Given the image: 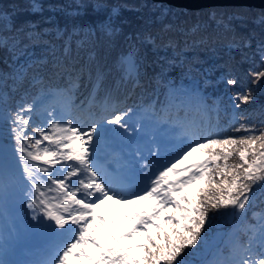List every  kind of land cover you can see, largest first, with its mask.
<instances>
[{
  "label": "snow or ice",
  "instance_id": "obj_1",
  "mask_svg": "<svg viewBox=\"0 0 264 264\" xmlns=\"http://www.w3.org/2000/svg\"><path fill=\"white\" fill-rule=\"evenodd\" d=\"M77 6L84 7L79 3V0H77ZM104 7L103 4L94 5L96 9ZM39 8L40 5L33 3L34 10H39ZM217 23L219 25L224 21L221 20ZM105 30L109 35L115 31L110 26H106ZM49 31V29L37 30V25L29 23L8 35L0 34V46L7 48L12 53L13 59L18 56L25 57V62L20 66L17 75H22L26 70L38 72L46 69V66H50L47 70L52 76H71L77 71L76 65L79 63L81 50L87 51L92 38L95 37L94 29H89L87 32L73 29L65 37L64 32L66 30L57 28L55 29V39L62 40V44L57 45L51 38L46 39ZM145 39L147 42L155 44V37L149 35ZM73 43L76 46L75 54L72 48ZM207 43L208 37L192 39L190 44L186 38L185 49ZM244 46H247L246 43ZM156 47L164 52H167L169 48L172 49L171 57L167 55L159 57V61H163V63L159 65L160 72L157 76L159 79H166L168 69L184 64L185 49L178 51L176 42L171 38L166 43ZM228 47L240 48L241 45L229 44ZM38 48L41 51L40 55H37L36 50ZM257 51L260 53V59L264 61V44L258 45ZM126 59L129 60L131 69L137 67L131 62V54ZM84 67L85 65H82L79 71H83ZM252 76L254 77L253 83H259L264 79V70L253 72ZM227 84L235 86L237 80L227 79ZM233 99L237 101L235 107L240 108L241 104L248 103L252 96L250 93L237 92ZM130 111L131 109H129ZM127 114L115 115L112 119L107 120L105 118L97 119L86 127L74 123L71 118L64 119L62 117L60 119L63 124L67 125L66 127L53 125L59 128L61 135L56 143L62 144L66 149L64 155L67 160L78 161L79 164L75 167L83 166L91 174L92 178L89 182L85 183L83 179H79L78 183L83 185L86 190H94V192L87 191V200L83 195L80 199L72 197L76 204L81 205L79 214L71 215V224L81 225L78 229L80 235L79 240L72 243L69 250L63 252L61 264H64L69 255L74 254L71 249H75L78 243L91 242L94 247H99L97 238L86 236V234L88 230L94 228L96 221L101 224L104 223L103 217L96 212L99 203H102L104 198L109 197L110 193L112 195L117 193L109 186L105 175L100 174L98 176L95 165H92V158L97 154L98 142L105 138L107 132L114 131L113 129H106L105 123L118 124L120 128L128 131V123L123 120V116H127ZM54 118L51 112L47 113L45 117L46 120ZM241 129L250 134L240 137L210 138L205 144L200 145L201 148L209 151V159L183 169L182 173H177L180 175L179 179L169 183L167 180L168 173L174 172L175 169L166 168L151 181L152 186L144 194H136V198L133 200L121 197L125 204L138 206L141 201H150L151 203L146 210L129 211L126 214L132 226L114 239L117 243L124 239H134L137 236L143 239L142 242L137 241L130 247L124 248L122 253L118 254L116 249L107 251L105 256L108 257L110 264H140L141 261L143 264H189V261L185 259L189 253L185 250L198 244V238L201 237L209 211L228 206H232L237 213L243 214L247 211L246 204L250 202L253 185L257 180H264V127L257 129L254 125L241 123L240 127L234 131L240 132ZM45 138L47 139V137ZM39 142L37 140V143ZM77 142L79 147L75 146ZM233 152H238L241 163L230 168L228 159ZM250 153L254 159L250 160ZM52 155L59 159L56 152H53ZM34 159H39V157H34ZM220 161H223L222 165L218 163ZM214 173L221 177L219 181L213 178ZM74 174V172H69V176ZM228 177H231L230 181ZM10 178L7 172L0 169V187H3ZM59 184L61 187L64 186L63 179L59 180ZM75 186L76 182H73V187ZM225 190H227V197H225ZM215 192H218L219 195H215ZM48 215L55 220V224L60 229H64L68 224V220L63 216L52 215L51 213ZM81 222L83 223L81 224ZM165 225L169 226L171 230L168 231ZM153 229H155L156 235L150 234ZM260 238L264 241V228L261 229ZM161 239H163V243H161ZM136 249L139 250L140 254L133 257L132 253ZM78 255L87 256L88 259H91V256L83 251ZM103 259L102 256L101 261ZM0 264L3 262L0 261ZM230 264H264V258H253L251 247L242 246Z\"/></svg>",
  "mask_w": 264,
  "mask_h": 264
},
{
  "label": "trees",
  "instance_id": "obj_2",
  "mask_svg": "<svg viewBox=\"0 0 264 264\" xmlns=\"http://www.w3.org/2000/svg\"><path fill=\"white\" fill-rule=\"evenodd\" d=\"M33 3L40 5L39 10L33 9ZM79 3L84 7H78L77 0H0V34L8 35L33 23L37 25V30L49 29L46 39L51 38L55 43L56 24L60 25L62 30H66L65 37L73 29L87 32L89 29L95 30L96 28L97 33L95 32L91 45L87 51L81 50L77 65L82 64L85 59H91L96 51V46H99L107 56L117 54L120 50L132 52L137 60L141 59L144 63L145 61L148 63L149 69L153 71L152 74L160 72L159 65L163 61H159V57L172 56L171 48L164 52L158 50L157 45L164 44L171 38L176 42L179 51L185 49L186 38L190 44L192 39L208 37L207 44L185 49L184 64L168 69L167 74L173 75L191 70L194 71V76L197 79L202 80H205V75L210 72L220 79L238 78L237 86L240 92L242 94L250 93L252 99L246 104L242 103L240 108H236L237 101L233 99L234 96L232 98L227 95L223 97L225 111L234 109L236 116L222 138L240 137L248 134L249 132L243 129L240 131L242 133L236 132L234 129L239 128L241 123H247L250 120L254 124L264 127V79L261 80L262 82L253 83L254 77L253 80H249L248 76L252 75V69L264 70V61L260 59V53L257 51V46L264 44V10L228 7L190 12L157 4L150 0H79ZM96 4H103L105 7L96 9L94 8ZM221 20L224 23L218 25L217 22ZM106 26H110L115 31L109 35L105 30ZM193 33L194 37L188 35ZM149 35L156 38L155 44L146 41L145 38ZM60 41L62 43V40ZM245 43L247 46H244ZM229 44H239L241 47L229 48ZM75 47L73 43L74 54ZM36 51L39 55L40 49L38 48ZM116 58L120 60L122 57L117 55ZM24 62V56L13 59L12 53L7 48L0 46V103L3 104V107H0V147L6 155H9L6 149L14 146L11 143H19L13 138L14 135L9 132L8 128L15 126L13 132H16L19 104H23L29 98L27 94L23 93V87L29 77L32 76L34 79L38 77L37 74L45 71V69L38 72L26 70L22 75H17ZM48 68L49 66H46V69ZM171 77L169 79L172 80V83H176L174 80L182 79L180 76L179 79H176L175 76ZM202 80H199L201 86L205 83ZM194 83L197 84L195 80ZM221 85L219 84V87ZM211 87L213 88L210 86L209 89ZM227 88V91L233 95L237 93L233 87L227 86ZM10 135L12 136L10 137ZM230 159L231 167H234L238 161L237 155ZM219 163L222 165L223 161ZM214 179L219 181L221 178L215 175ZM228 179L230 181L231 177ZM215 195H217L216 192ZM248 206L249 204H246V208ZM251 211L264 213V196L252 203ZM251 211L241 229L236 225L244 213H240L241 215L238 216V213L234 212L233 223L230 229L223 234L221 243H219L224 250H229L230 253L227 257L225 256L214 263H212V258L205 260L209 257L204 256L209 252V244H211L209 241L202 247V253L197 257V264H230L241 247L249 242L248 232L251 231L250 227L256 224L253 222L255 217ZM222 212L227 213L228 216L231 209L229 206L222 207ZM243 236L247 240L237 242ZM259 239L260 235L256 237V241ZM215 242H217L216 238L213 243Z\"/></svg>",
  "mask_w": 264,
  "mask_h": 264
},
{
  "label": "rangeland",
  "instance_id": "obj_3",
  "mask_svg": "<svg viewBox=\"0 0 264 264\" xmlns=\"http://www.w3.org/2000/svg\"><path fill=\"white\" fill-rule=\"evenodd\" d=\"M127 57H129V53H127L126 56L124 58H122V62L124 64V69H125L124 71H125V73H129V71L133 70V69L130 68L129 60L126 59ZM131 62L134 63L132 57H131ZM263 69H264V64H263ZM254 71L256 72V69H252V72H254ZM248 76H249V80H253V76L252 75L249 74ZM227 79H231V78L229 77ZM233 79H236L237 80L238 78H233ZM221 83H222V85H221ZM219 84L221 85L222 89L225 91V92L222 93V96L223 97L225 95H227L228 97H231V98L234 96L232 93H230L229 91H227V89H228L227 86H231V87H233L235 89L236 92H240V89H239V87L237 85H235V86L228 85L227 84V80L222 79V80L219 81ZM210 99H212V101L207 100V97H206V102H205V101L199 100L197 98V100L201 104L198 105V107L200 109H198L196 111V114L197 115L194 116V118H202V117H204L205 111L208 110V109L218 110V106H219V103H218L219 102V96L211 95L210 96ZM152 102H154V101L151 100V101H148L147 103L149 104V103H152ZM194 104H195V102H194ZM0 107H3V104L0 103ZM122 112H123V107L121 106L120 107V113L118 115H122L123 114ZM129 117L130 118H133V114H131ZM123 118H124V116H123ZM204 119L205 118H203L202 120H204ZM149 121H150V117L149 116H147L143 120H140L139 122L141 124H139V128H141L143 126V124H148ZM156 122L158 123L157 130H158V132H161L162 137L164 139H169L170 141H172L173 140V137L175 136L176 130H177L176 128H178V126H176V124L173 125V123H170L171 121L170 122H168V121H161V119H159L157 121L156 120H153V121H151L150 124H153L154 125V124H156ZM244 124H246V125H249V124L250 125H254L257 129H259L260 127H262V126H259V125L254 124L251 120L250 121H247V123H244ZM116 126L118 127L117 124H116ZM116 126H114L115 129H116ZM14 127L15 126H12L11 128H8V130H9V132L11 134L14 135L13 137L15 138V133L13 132ZM134 133H136V130H134ZM240 133H242V132H240ZM244 133H246V132H244ZM128 134L131 135L129 137L131 140H133L134 138H136L135 136H132V132L129 131ZM248 134H250V133H248ZM248 134H246V135H248ZM37 140H39L40 142L42 141L40 139V137H38ZM133 143H136L137 144L138 143V140L137 139L133 140ZM216 151H219V149H216ZM235 155H237V157H238L237 163H241V161L239 160L238 152L236 154H235V152H233V154L228 159V166L230 168H231V163H230V160L231 159L230 158H232V156H234V158H235ZM249 158H250V160L251 159H254V157H251V153L249 154ZM197 159H205V160L209 159V151L207 149L201 148L199 150H191L190 152H188V153L184 154L183 156H181L172 165L171 168H174L175 171L174 172H170L171 175L169 177H167V180L169 182L176 180L179 176L174 175V173H176V174L177 173H182L183 169L189 167L190 165L195 164V161L194 160H197ZM187 163H189V166L184 167L185 165H188ZM0 166H4V167L5 166H8V164L6 163V161L3 160L1 157H0ZM10 173H11V177L13 179L16 178L17 175L15 174V172L13 170L10 169ZM36 176H37V173H36ZM214 176H215V173L213 174V178H214ZM36 180L40 184V177H37ZM20 188L23 191L26 190L25 186L21 182H20V185L19 186H13V189H20ZM226 193H227V191H225V197H227ZM2 194L4 196L9 197V198L12 197L10 193L6 192V189H3L2 190ZM216 194H217V196L219 195L218 192H216ZM262 196H264V180H257L255 182V184L253 185V190H252V193H251V199H250V202L248 203L249 206L247 208V211L244 212V214H243L244 216L241 217V218H239V221H237V224H238V225H236L237 228L241 229V226L245 223V221L247 220V216H248L249 212L251 211L252 203L257 202L258 201V198H261ZM229 207L231 209V212H229V215L228 216L226 215L227 213H223L222 212V207H220L218 209L211 210V211L208 212V218L206 219L204 228L202 229L201 237L198 238V244L196 246H192L191 248L185 250L186 252L189 253V255L187 257H185V259L187 261H189V264H197L198 263L197 262L198 261L197 257L199 255H201V253H202V247L206 243H209V241L211 242V244H209V252L206 255H204V256H209V257L206 258L205 260H208V259L212 258V260H213L212 263L218 262L221 258H223L225 256L227 257V255L230 253L228 249L224 250L223 246L220 247V244H219V243H221V238L223 237V234L230 229V226L233 223L232 220L234 219V216H235V214H234V212H235L234 211V208L232 206H229ZM141 208L144 209L143 206ZM218 213H220V214H218ZM177 214H179V213H177ZM251 214H253V216L255 217V219H254L253 222H256V224H254L250 228L251 229H254V226L255 225L258 228H261L258 222H259V220L260 221H264V217H263L264 216V213H262V212L257 213V212L251 211ZM239 215H241V214L238 213V216ZM116 226L118 227V229L119 228H123L126 231L130 229V226L128 225V222L126 220H124L123 222L117 223ZM165 228L168 231L171 230L170 227L167 226V225H165ZM117 230L115 232H117ZM109 231H112V229L110 228ZM119 236H121L120 233H115L114 235L113 234H110L108 236V240H109L110 237L113 238V244L116 245V247L118 248L119 251L121 249L126 248V247H130L133 243H135V240L136 239H137V241H140L141 242L140 237L137 236L134 239H124V240L119 241V243H117V241L114 238L115 237H119ZM215 238H216V241L217 242L213 243L214 240H215ZM244 240H245V237L243 236V237H240L237 240V242H243ZM163 242H164L163 239H161V243H163ZM199 242L201 243L200 245H199ZM111 248H115V247L112 246L110 244V242H106V244L103 245L102 251H100V255L104 257V260L105 261H108L109 260L108 257L105 256V253L107 251H109ZM97 252L99 253L98 250H97ZM214 252H217V254H214ZM139 254H140L139 253V250L136 249V255H134V256H137ZM201 257H203V256H201ZM105 264H108V263H105ZM140 264H143V261H141Z\"/></svg>",
  "mask_w": 264,
  "mask_h": 264
},
{
  "label": "water",
  "instance_id": "obj_4",
  "mask_svg": "<svg viewBox=\"0 0 264 264\" xmlns=\"http://www.w3.org/2000/svg\"><path fill=\"white\" fill-rule=\"evenodd\" d=\"M154 3L165 4L176 9L199 11L210 8H253L264 10V0H150Z\"/></svg>",
  "mask_w": 264,
  "mask_h": 264
},
{
  "label": "bare ground",
  "instance_id": "obj_5",
  "mask_svg": "<svg viewBox=\"0 0 264 264\" xmlns=\"http://www.w3.org/2000/svg\"><path fill=\"white\" fill-rule=\"evenodd\" d=\"M224 8H228V7H224ZM231 8H233V7H231ZM210 9H213V8H210ZM203 10H207V9H203ZM190 12H192V11H190ZM95 32L97 33V30ZM188 35H190L191 37H194V33L193 34H188ZM132 77H133V70L129 71V73H124L123 74V80L125 82H128ZM89 108H90L89 106H86L85 105L84 106L85 112H88L89 111ZM219 129H220V126L218 124H216L214 126V131H218ZM220 131H222V129H220Z\"/></svg>",
  "mask_w": 264,
  "mask_h": 264
}]
</instances>
